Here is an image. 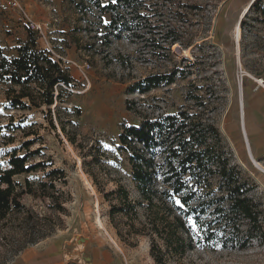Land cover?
I'll return each instance as SVG.
<instances>
[{
	"label": "rangeland",
	"instance_id": "rangeland-1",
	"mask_svg": "<svg viewBox=\"0 0 264 264\" xmlns=\"http://www.w3.org/2000/svg\"><path fill=\"white\" fill-rule=\"evenodd\" d=\"M84 1L0 0L4 54L17 56L31 29L38 48L60 61L76 83L49 113L45 106L13 108L10 85L0 82V169L7 168L11 154L17 153L31 155L30 164L42 165L36 172L16 177L20 182L29 178L37 185L52 169L64 172L55 178V204L25 196L24 209L5 223L0 264L14 262L34 246L65 252L85 264L95 259L105 264H264V172L249 156L246 143L241 151L230 134L232 123H242L245 88L256 85L264 90V14L260 11L264 0H258L257 7L252 4L256 0H175L181 16L173 8L165 21L177 24L182 38L171 51L165 49L169 40L160 42L164 49L152 51L144 47L149 42L129 34L104 46L103 33L109 30L111 16L103 7L113 0H101V7ZM123 10L132 32L147 36L144 30L149 23L132 19L131 12ZM189 43L191 47L185 49ZM172 71L178 72L172 84L147 93L132 90L147 76ZM179 112L195 121L202 119V129L239 167L249 195L259 205L257 222L242 220L237 231V240L253 237L244 249L236 240L227 247L207 242L184 218L187 232L182 235L194 248L175 254L164 238L156 236L160 249L154 256L152 239L135 235L130 227L150 231L149 208L126 204L130 215L116 208L124 203L110 193L119 187L128 191L130 203L141 200L129 153L121 148L124 126ZM213 124L219 136L209 128ZM258 162L264 166L263 160ZM59 201L64 202L63 210ZM161 209L167 212L166 206ZM210 210L201 214L203 220L212 218ZM170 211L180 213V209Z\"/></svg>",
	"mask_w": 264,
	"mask_h": 264
},
{
	"label": "trees",
	"instance_id": "trees-1",
	"mask_svg": "<svg viewBox=\"0 0 264 264\" xmlns=\"http://www.w3.org/2000/svg\"><path fill=\"white\" fill-rule=\"evenodd\" d=\"M84 2L101 7V0ZM174 2L115 0L109 3L103 7L109 10L111 16L109 30L103 33L104 46H109L114 38L121 39L123 34H129L141 38L142 42H149L144 47H151L152 51L164 49L160 42L169 40V46L165 49L171 51V47L182 38L180 27L165 21V15L168 11L172 13L173 8L175 14L181 16L178 12L180 3L176 5ZM258 4L256 0L253 6L257 7ZM123 9L131 12L132 19L149 23V28L144 30L147 36L132 32ZM260 11L264 14V7ZM177 21H180L179 17ZM191 45L186 44L184 48H190ZM17 51V56L8 57L0 47V82L10 85L8 98L11 106L20 110L45 106L50 113L52 106L62 101L66 89L76 87L75 80L48 50L38 48L37 38L31 29L28 30L27 40ZM177 75V71H172L147 76L137 82L132 90L147 93L161 85L174 83ZM201 120L195 121L190 115L179 112L156 120L147 119L139 126L126 125L120 134L121 148L129 153L133 180L141 200L130 203L129 193L123 187L110 194H116L124 203L116 208L126 215H130L125 212L126 204L133 207L145 204L149 208L152 213L148 217L151 221L150 231L135 229V225L130 227L135 235L152 239L154 256L157 254L155 250L160 249L156 236L164 238L167 249L175 254L182 255L194 248L184 241L182 233L187 232L184 218L196 226L195 233L203 236L207 242L220 243L222 247L236 240L239 248L244 249L253 238L238 237L237 240L236 236L242 220L249 224L257 222L255 210L259 205L249 195V187L239 167L232 165L222 145L204 132ZM50 121L54 124L53 118ZM58 121L61 123V120ZM209 128L219 136L214 124ZM30 156L13 153L9 166L0 169V235L10 216L24 209L22 199L25 196L51 201L53 204L58 201L55 178L64 174L63 170L52 169L47 179L40 180L37 185L31 183L29 178L24 182L16 179L42 167L40 163L30 164ZM63 203L58 202L59 210H63ZM163 206L167 207V212L161 209ZM171 208L180 209V213L171 212ZM207 210H210L212 218L203 220L201 214H206ZM171 216L173 220H170ZM156 260L158 263L163 262L159 257Z\"/></svg>",
	"mask_w": 264,
	"mask_h": 264
},
{
	"label": "crops",
	"instance_id": "crops-1",
	"mask_svg": "<svg viewBox=\"0 0 264 264\" xmlns=\"http://www.w3.org/2000/svg\"><path fill=\"white\" fill-rule=\"evenodd\" d=\"M242 106L244 111L242 114V123H232V129L230 131L231 137L236 142L237 147L242 148L241 151H245V149H243V143L245 142L251 159L262 165L258 160L264 161V90L256 85L247 86L244 90ZM9 264L85 263H83L82 260L72 259V257L65 252H57L48 248H43L42 246H34L25 249L14 262ZM87 264L105 263L95 259L92 263Z\"/></svg>",
	"mask_w": 264,
	"mask_h": 264
},
{
	"label": "bare ground",
	"instance_id": "bare-ground-1",
	"mask_svg": "<svg viewBox=\"0 0 264 264\" xmlns=\"http://www.w3.org/2000/svg\"><path fill=\"white\" fill-rule=\"evenodd\" d=\"M248 9H249V5H248V7L246 8V11H245V12H247ZM243 14H244V13H243ZM236 33H237V38H239V37H240V25H238V26L236 27ZM254 163H255V165H257V167L261 168V169L264 171V167H263L262 165H260V164L257 163L256 161H254Z\"/></svg>",
	"mask_w": 264,
	"mask_h": 264
},
{
	"label": "snow or ice",
	"instance_id": "snow-or-ice-1",
	"mask_svg": "<svg viewBox=\"0 0 264 264\" xmlns=\"http://www.w3.org/2000/svg\"><path fill=\"white\" fill-rule=\"evenodd\" d=\"M113 2H115V0H113ZM105 23H107V21H105ZM177 203L179 204V203H180V201H177Z\"/></svg>",
	"mask_w": 264,
	"mask_h": 264
},
{
	"label": "water",
	"instance_id": "water-1",
	"mask_svg": "<svg viewBox=\"0 0 264 264\" xmlns=\"http://www.w3.org/2000/svg\"><path fill=\"white\" fill-rule=\"evenodd\" d=\"M253 2H254V1H253ZM253 2H252V4H253ZM252 4H251V5H252ZM250 7H251V6H250Z\"/></svg>",
	"mask_w": 264,
	"mask_h": 264
},
{
	"label": "built area",
	"instance_id": "built-area-1",
	"mask_svg": "<svg viewBox=\"0 0 264 264\" xmlns=\"http://www.w3.org/2000/svg\"><path fill=\"white\" fill-rule=\"evenodd\" d=\"M262 81V80H261Z\"/></svg>",
	"mask_w": 264,
	"mask_h": 264
}]
</instances>
